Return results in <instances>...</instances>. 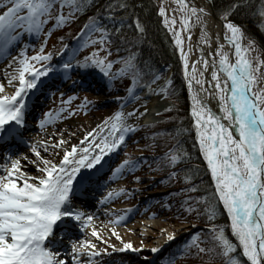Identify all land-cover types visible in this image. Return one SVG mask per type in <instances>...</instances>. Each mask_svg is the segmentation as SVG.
<instances>
[{
  "label": "snow or ice",
  "instance_id": "snow-or-ice-1",
  "mask_svg": "<svg viewBox=\"0 0 264 264\" xmlns=\"http://www.w3.org/2000/svg\"><path fill=\"white\" fill-rule=\"evenodd\" d=\"M176 2L183 10L189 11L191 16H196L198 21L200 20L198 13L205 12L204 8L198 9L194 6L189 8L186 0H176ZM65 6L69 8L67 16L63 13ZM86 6L87 0H0V8L4 9L0 14V52L20 39L21 32H17L16 29L39 36L48 20H54L55 27H62L74 19V13L83 11ZM234 6L230 5L221 18L225 20L224 27L231 33L230 36L226 35L225 39L234 46L236 60L231 62L228 55L221 51L223 48L221 45L217 50L220 56L219 71L225 73L227 79L223 80L222 84V77L218 71L211 72L212 79L216 81L214 87L217 89L216 94L219 95L224 114L222 119L228 121V124L221 123V118L206 110L201 105V101L195 97L194 104L199 107L193 108V116L197 117L198 128L210 129V132H199L201 150L216 181L219 199L223 201L231 217V230L243 249V256L247 257L250 264H264V87H260L264 75H257L264 61L247 55L251 49L241 45L240 40L243 38L241 29L227 20ZM120 7L124 5L121 4ZM54 10L56 15H53ZM160 14L161 16L165 14L163 7L160 8ZM260 15L264 16V8H261ZM189 19V16H185L181 20L185 29L189 25ZM164 23L175 25L176 20L172 19L169 22L165 17ZM136 28L141 32L144 30L139 22L136 23ZM170 30L173 29L170 27ZM94 33L100 34L98 40L93 39ZM108 37V29L98 17L89 18L88 23L81 29L80 39L83 40L84 45L97 43L104 45ZM175 39L177 46L182 45L183 41L179 33H175ZM76 51L77 49H73L68 59L60 65L65 78H71L68 72L73 68L72 62L75 60ZM98 53L99 49L91 58L85 57L83 62L77 61L76 67L94 66L111 81L116 75L109 74L112 62H106ZM21 55L23 58L19 61L18 77H12L13 80L19 81L15 93L10 96L0 95V133H6L3 138L15 134L16 126H23L26 107L24 97L27 95V90L36 88L41 76H47L49 71L55 70L52 66L36 69L29 63L30 59L50 60V54H38L31 58L23 52ZM135 58V54H132L123 60L124 68L119 73L122 75L128 70H134L133 85L138 83L140 76L139 71L135 70ZM181 58L187 67V56L182 48ZM202 63L205 68L209 66L206 60ZM213 68L215 69V64ZM25 73H29L31 79H26ZM228 81L231 83L229 84ZM196 83L202 84V81L197 80ZM149 90L151 91L150 86ZM128 91L130 95L133 93L131 88ZM3 92L4 85L0 84V93ZM133 115L134 112L127 113L128 117ZM54 118L52 113H46L45 118L40 121V127L43 128L51 123ZM110 119L112 121L110 126L108 121H105V126L108 127L107 136L102 138L101 144L95 146L100 149L96 155L89 157V150L85 148L82 149L84 154L76 159L77 148L73 146L71 150L65 152L59 165L50 164L47 160L43 161L45 166L40 171L44 176L38 179V183H28L25 180L23 186L18 187L13 176L19 172V161H12L10 168L5 166L7 175H0V264H65L63 259H57L59 252L52 251L49 246L55 242V239H49L54 235V226L58 221L63 222L64 218H70L84 227H89L93 219L92 216H86L75 208L70 198L74 192L73 181L77 173L82 167L92 168L100 163L106 151L111 152L124 142L125 133L134 131L132 125L125 122L123 112L115 113ZM5 125L10 127L5 129ZM233 128L238 131V138L233 136ZM108 137L111 139L109 140ZM60 143L63 144L64 141L61 140ZM36 155L39 156V153L37 152ZM165 159L175 163L179 157L172 154ZM125 165L130 168L136 166L127 160L121 167ZM171 175L175 176L176 173ZM112 195L109 193L110 197ZM193 210L191 206L187 208L189 212ZM207 211L209 219H213L214 209L209 207ZM212 233L216 242L215 247H218L221 250L220 254L227 258L226 264H242L238 258L231 255L236 251V245L228 239L223 228L214 226ZM112 234L120 239L115 231ZM92 235L99 238L94 228ZM167 239L172 240L174 236L170 234ZM197 239L198 237L194 236L186 248L196 247L199 252L206 251L199 247L196 243ZM46 241L48 244L45 243ZM70 243L74 264H80L79 254L82 252H86L90 257L99 255L98 252L88 251L96 247L90 240L70 241ZM123 247L132 249L131 243H124ZM151 251L155 253L158 249L153 248ZM88 264L93 262L89 260ZM168 264H174V260H169Z\"/></svg>",
  "mask_w": 264,
  "mask_h": 264
},
{
  "label": "trees",
  "instance_id": "trees-1",
  "mask_svg": "<svg viewBox=\"0 0 264 264\" xmlns=\"http://www.w3.org/2000/svg\"><path fill=\"white\" fill-rule=\"evenodd\" d=\"M212 2L219 17H222L230 5H235L227 17L244 28L264 50V16L260 15L261 8H264V0H212ZM121 4L124 7H120ZM63 13L65 16L68 15L67 6L64 7ZM54 15H56L55 10ZM91 17H98L108 29L109 37L104 45L99 43L84 45L83 40L80 39L81 29ZM137 22L142 25L143 32L136 28ZM82 23H84L83 27L75 32H80L76 44L85 46V55L92 57V54L99 49L100 58L106 59L104 55L107 53L109 61L122 70L124 68L122 61L135 54V70L140 73L138 82L146 83L162 73L165 68H172L171 85L167 90V96L171 101L179 104V114L166 116L165 122L147 127L142 133L149 144L147 149L159 150L166 153L165 156L170 157L175 154L179 157L171 168L165 169L168 170L165 174H179L183 182L181 186L184 188L182 193L176 196L175 201L157 198L154 202L158 208L163 207L164 214L171 216L174 222L195 219L207 226L206 229L198 230L195 235L184 238L174 247L175 250L181 247L189 255L191 247L186 248V246L190 245L194 236H197L199 247L206 250L202 252L201 264H226L227 258L220 254L221 250L218 247H215L216 242L213 240L212 228H210L212 223H216L218 228H223L219 226L224 224L225 235L236 245V251L231 255L238 258L242 264H250L243 256L241 246L235 237L230 236V218L216 192L189 113L186 72L181 54L165 28L155 2L153 0H87L85 9L74 13V19L67 24L76 28ZM99 36V33H94L93 39L98 40ZM133 71L125 72L131 80H133ZM168 161L164 160V168L167 167ZM158 165L161 166V163ZM189 206L194 209L192 212L187 211ZM209 207L214 209V218L211 220L207 211ZM196 253L198 254V251Z\"/></svg>",
  "mask_w": 264,
  "mask_h": 264
},
{
  "label": "rangeland",
  "instance_id": "rangeland-1",
  "mask_svg": "<svg viewBox=\"0 0 264 264\" xmlns=\"http://www.w3.org/2000/svg\"><path fill=\"white\" fill-rule=\"evenodd\" d=\"M153 1L155 2L157 6L159 16L165 28L167 29V31L173 38L175 45H176L175 36L173 35L172 30H170V27L172 28V25H166L164 23V20H165V17H167L169 22H171L173 18V13L175 14L180 13L179 12L180 5L176 2V0H153ZM161 7H163L165 10L164 16H161L160 14ZM213 8H214V5H213ZM0 9L3 10L2 8ZM216 16L219 17L217 14ZM220 20H223V19L220 18ZM227 20H230L229 17H227ZM83 24L84 23H82L80 27H78L79 25H77L76 28L70 25L66 28V30L63 33H61L62 31H56L54 33L56 36V39L57 40L59 39L60 33H61L60 36L73 35L79 28L84 26ZM240 29L246 36L247 47L251 49V51L249 52L250 57L258 58L259 60L264 61V50L260 46L259 42L255 38L251 37L244 28L240 27ZM250 42L252 43L250 44ZM26 44L28 43L26 42L25 39H23L21 40V43H19V45H13L12 47L9 46L5 51L0 52V64H2L0 66V84H3V81H4L2 77H3V72L5 71V69H7L6 65L10 61H14L13 58H17L16 62L18 63V68H19L20 67L19 61L23 58L21 53L23 52V54L28 57L30 53L34 51V47H35L34 43L29 44L30 45L29 47L25 46ZM56 44L57 43L54 42V37H52L51 42H50L51 48L53 45H56ZM181 61L183 62L182 58H181ZM167 72H169V70L166 71V74ZM10 73L12 74V77L13 76L18 77L17 70H16V73H13L12 71H10ZM186 74H187V71H186ZM69 75H71L73 78L75 73H73V71L70 70L68 72V76ZM257 75L258 76L264 75V64L260 66L259 72L257 73ZM186 76H185V81H186L188 98H189L190 91L188 89V83H187ZM12 77L10 78L11 83H9V85L12 87L11 90L13 89L14 86L16 87L17 83H19L18 79L13 80ZM260 87H264V81H261ZM78 90L79 92L77 90H75L74 92L71 91V93L79 94V99L74 102L75 105L72 103L70 104L68 100H64V97H59L56 100H48L47 102H45L44 100H41V103H43V107L41 109H37L38 114L42 112V110L45 113H48V111H50L51 109H52V112H54L58 109L63 108L62 114L58 116L60 118H58L54 122L53 125H51L47 129H44L45 130L43 132L44 135H41V133L37 129V124H35L34 122L30 123V127L27 129L25 133V137L30 138V141L34 137L40 136L39 138H40V142H42L41 144L52 150L53 158L49 160L50 164L59 165L60 162L62 161V159L60 158L62 155L65 154L66 151L71 150L73 146H75L76 148L84 149L85 147H88L89 145L93 144L94 143L93 141L97 138V136L101 137L99 141L101 144L102 138L106 137L108 133V127L105 126V121H108V125L110 126V124L112 123L110 118L113 117L115 113L123 112L125 114V122L129 125H132V127H135V125L140 122L133 121L132 117H137L141 112H144L147 109L145 104H138L137 106H134V105L130 106L129 109H124L123 107L122 109H118L115 111L114 110L115 103L113 102L114 96L108 94L106 90H104L103 87L98 88L96 85V86H92L90 90H88L87 88H83V89L81 88ZM119 97H121V95ZM84 99L97 101L96 102L97 105L96 106L93 105L92 107L82 106L81 101ZM171 104L174 105L173 110L167 112L168 114L165 113L167 114L166 116H169V117L179 114V104H176L174 101H171ZM130 112H134L135 115H133L132 117H128L127 113H130ZM189 113L191 117H193L191 112ZM159 127H162V126H159ZM89 133H91L92 135H89ZM61 140L64 141L63 144L60 143ZM197 141L200 146V139L198 137H197ZM147 142L144 144L140 142L135 144L133 143V138H132V141L131 139H127L126 146H124L123 144V149L120 148L121 145L115 149L116 153L117 154L120 153V155L117 157L116 162L111 164V167H112L111 174L109 176L108 175L105 176V179L103 180L105 182H102L103 184L101 183L100 186L102 185L104 186L106 182L112 181L114 183V184L112 183V188H115L117 191L112 190V192H109V191L106 192V189L105 190L102 189V192L100 194L95 195L94 197L95 199L93 201H91L88 204L85 203L83 205L84 209H87L89 211L95 210V212L92 211V215H91L93 219L90 222V226L85 227L86 229H84L83 235L82 234L79 235L75 231V232H69L65 234L64 236H62V238L56 239L58 243L61 242L60 244L62 247H59V250L63 252L64 255L70 254V251H71L70 241L75 242L77 240H85V239L90 240L93 244H95L96 247L94 249H89L88 251L98 252V249L101 248L102 246L106 247L104 245L106 243H107V247L109 246L108 244H114L113 245L114 248L116 245H119L122 242L130 243L131 241H134V242L142 243L144 242L146 236H148V240H150L163 228L172 226L173 224H175L172 217L166 216L164 213H160L156 218H151L149 217L151 216L149 212L139 210V212H136L137 213L136 219L132 220L127 225L120 227V226H117L116 224L119 221V218L121 215H116L113 212L115 209H125L126 207L129 206L128 202L122 201L119 205L114 204V206L110 208L107 205V198L105 196H109V193H112L114 195V196L112 195L113 198L119 195L120 200H123V199L125 200L129 196L131 188L135 187V184H134V181H132V178L126 179V180L124 178L125 173L129 170V166L125 165L121 167L124 161L127 160L131 162L133 158H128L123 153H127V155L129 153H132L133 157H139L141 155H144V153H152L154 155L153 159L156 158V155H161L163 153L161 151L147 149L149 145ZM200 149H201V146H200ZM25 150H30L34 155H36V153L39 151L37 148H34L31 145V146L25 147L24 149L18 152L21 153L22 151H25ZM94 152L95 153L97 152L96 149H94ZM107 153L109 152L106 151L105 154ZM37 157H42V155H40L39 153V156ZM172 164L173 163H170V162L167 163L168 166H171ZM36 168L39 171L40 169H42L39 166H37ZM117 169H120V171H117ZM142 172L144 173L142 174V176L145 177V179L142 180L143 182H147V181L149 182L150 180H153V181L149 182L148 184H144V183L140 184L139 187H142L144 191L139 194L140 196L134 197L135 199L137 198L140 199L137 201L141 202L145 200V198L149 195L156 196V195H159L165 192V190H162L161 188L156 187L157 184L160 182L157 174L149 173L146 169H143ZM43 176H44V173L42 172L41 178ZM214 185L216 188V181H214ZM168 198L169 197H167V199ZM221 202L223 203L222 200ZM227 215L229 216L228 211H227ZM229 222H230L229 226L231 228V219L229 220ZM93 228L97 230L99 238L92 235ZM189 229L191 232L192 229L191 228ZM113 231H115L119 235L120 239H117L116 236L112 234ZM236 240L239 244V241L237 238ZM139 247H136L135 251H138L139 249H141V247L140 248ZM107 252L109 251L107 250ZM83 253L87 254L86 252H83ZM184 256L186 257V259H183L179 264H201L202 263L201 256L196 258L195 261H193L192 258H187L186 253L184 254ZM110 258H112L111 261L113 264H147L142 258L138 257V255L130 256V255H116L115 254L111 256ZM155 264H157V262Z\"/></svg>",
  "mask_w": 264,
  "mask_h": 264
},
{
  "label": "bare ground",
  "instance_id": "bare-ground-1",
  "mask_svg": "<svg viewBox=\"0 0 264 264\" xmlns=\"http://www.w3.org/2000/svg\"><path fill=\"white\" fill-rule=\"evenodd\" d=\"M189 8L196 7V8H204V13H198L200 16V20L198 21L196 16H191L190 12L187 10H183L179 8V14L173 13V18L176 20L175 25H172V33L175 36V33H179L183 43L179 46L180 50L183 49V52L187 56V67H185L187 71V83L188 89L190 91L189 95V108L190 112L193 116V108L199 107L194 104V97L197 100L201 101V105L206 109L210 110L215 116L220 117L221 123L225 125L228 124V121L223 120V111L221 109V102L219 100V95L217 93V89L214 87L216 81L212 79L211 72L213 70H217L218 74L222 77L221 83L223 84V80L227 79L226 74L219 71V60L220 56L217 54V50L222 45V52L226 53L229 57L231 62H235L236 55H235V48L229 42V40L225 39V36H230L231 33L224 27L225 22L219 21L214 19L211 15V8L204 0H186ZM189 16V25L185 29L181 23L183 17ZM225 21V20H224ZM229 21V20H228ZM234 23V22H232ZM237 25L236 23H234ZM238 26V25H237ZM242 32V30H241ZM202 33L204 36L202 37ZM243 34V38L240 40L241 45L244 48L247 47L246 36ZM247 55L250 57L249 53ZM14 61H10L7 65L5 71L3 72V85L7 88L11 87L9 85V80L12 77L13 73H16L18 68V63L16 62L17 58H13ZM208 61L209 66L205 68L202 61ZM184 66H185V61ZM213 64H215V69L213 68ZM195 69V71H194ZM202 81V84H197L196 81ZM230 84L231 82L228 81ZM169 85L168 79L157 78L155 79L150 85L146 88L139 91V93L135 94L134 97L131 98L130 104L133 103L135 106L138 104H145L147 109L144 112H141L137 117H132L133 121L141 122L143 120H155L162 116L163 114L172 111L174 105L171 104V100H169L167 95V87ZM149 86L151 91L149 90ZM207 89V91H204ZM163 90V91H162ZM5 95V94H3ZM194 117V116H193ZM194 121L196 123V127L199 132L201 131H208L210 129H200L197 126V117H194ZM233 136L238 138L239 133L238 131L233 128L232 129ZM40 136H36L32 140V146L39 150L40 155L42 157H37L34 155L30 150H26L21 154L16 155V151H14L11 155L10 162L8 163V168L11 167L12 161H19V172H16L13 176V179L16 180L17 186L22 187L24 181L27 180L28 183H38L37 178H41L42 171L37 170V166L43 168L45 165L43 161H49L53 158V152L48 147H44L40 142ZM53 140V139H52ZM46 156V157H45ZM7 175V174H6ZM5 175V176H6ZM81 183L82 179L78 178L76 182ZM73 195V194H72ZM188 228V225L180 226L176 229L184 230ZM173 235L174 238L177 236L172 233L167 227L161 230L160 234L156 235L157 242H164L168 240V235ZM178 235V234H177ZM156 242V243H157ZM129 243V242H126ZM155 243V242H154ZM107 245V244H106ZM113 246L114 244H108ZM124 243H120L116 245L115 248L124 250L123 247ZM132 245V244H131ZM147 249V246L143 247ZM148 250V249H147ZM130 253V252H128ZM150 258V257H149Z\"/></svg>",
  "mask_w": 264,
  "mask_h": 264
},
{
  "label": "water",
  "instance_id": "water-1",
  "mask_svg": "<svg viewBox=\"0 0 264 264\" xmlns=\"http://www.w3.org/2000/svg\"><path fill=\"white\" fill-rule=\"evenodd\" d=\"M204 1L210 6V8H211V15L214 17V19L225 22L224 20H220V18H218V17L216 16L215 11H214V8H213V3H212V1H211V0H204ZM230 22H231V21H230Z\"/></svg>",
  "mask_w": 264,
  "mask_h": 264
}]
</instances>
